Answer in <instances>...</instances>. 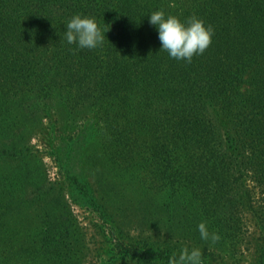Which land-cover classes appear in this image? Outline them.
Returning <instances> with one entry per match:
<instances>
[{
    "label": "trees",
    "instance_id": "16d2710c",
    "mask_svg": "<svg viewBox=\"0 0 264 264\" xmlns=\"http://www.w3.org/2000/svg\"><path fill=\"white\" fill-rule=\"evenodd\" d=\"M155 10L203 19L211 44L170 58ZM76 13L101 46L66 43ZM249 228L264 264V0H0V264H231Z\"/></svg>",
    "mask_w": 264,
    "mask_h": 264
},
{
    "label": "clouds",
    "instance_id": "9594fccd",
    "mask_svg": "<svg viewBox=\"0 0 264 264\" xmlns=\"http://www.w3.org/2000/svg\"><path fill=\"white\" fill-rule=\"evenodd\" d=\"M148 22L157 30L160 50L177 61L190 63L194 56L202 55L211 44L213 27L204 20L192 15L181 20L175 15H166L162 10L152 11ZM64 39L67 44H75L77 49H95L104 42V31L94 17L80 13L74 14L64 25ZM197 230L201 240L215 243L219 235L209 233L206 223L200 222ZM199 248L183 249L178 257V264H202Z\"/></svg>",
    "mask_w": 264,
    "mask_h": 264
},
{
    "label": "rangeland",
    "instance_id": "374dc122",
    "mask_svg": "<svg viewBox=\"0 0 264 264\" xmlns=\"http://www.w3.org/2000/svg\"><path fill=\"white\" fill-rule=\"evenodd\" d=\"M42 137L43 136L40 134L39 136H35L32 139L31 145L34 147V149L32 148L33 153L34 154L38 153L40 156L44 157V162L47 164V167H48L49 172H50L49 177L54 182H56L58 184V187L63 188L65 193H67L68 197H70L69 195H75L74 191L69 190V186H68V183H67L64 175L62 174L59 167L55 163V158L52 157V155L50 154V150H49V146H48L50 143L49 137L44 138V139ZM42 139H43V141H42ZM38 147L40 148L39 152L36 150ZM85 166H86V164H85ZM104 169H105V171H107V168H104ZM88 172H89V168L86 167V174H88ZM87 180L92 183V180L89 176H87ZM72 189H73V186H72ZM133 191L136 192L137 188L134 187ZM139 192L141 193V191H138L137 194ZM73 199H74V197H73ZM74 203H75L73 206L74 213L78 217V221H80L84 226H86L88 228L89 234H92L95 237H98V239H99L100 235L98 236V232H100V231L94 225L98 219L96 216L97 214H94V212L92 210L87 208L88 206L80 205V203L76 204V202H74ZM116 218L119 220H120V218H121V220H124V219L129 220L130 221L129 223L132 224L133 216L126 214V215L120 216L119 218L118 217H116ZM100 224H101V222H100ZM126 229L127 230L130 229V227L127 226ZM249 229H248V233L246 232L244 234V236H242L243 247L236 253V255L234 257H232L230 259L231 264H257V261L259 258V252H258L259 246H257V241L255 240V238H256V236L258 237V235H254V233H251L254 231V229H252V228H249Z\"/></svg>",
    "mask_w": 264,
    "mask_h": 264
}]
</instances>
